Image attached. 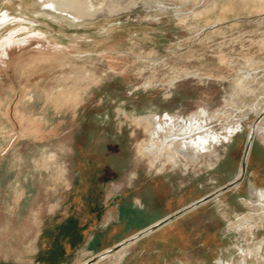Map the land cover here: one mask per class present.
<instances>
[{"label":"rangeland","instance_id":"rangeland-1","mask_svg":"<svg viewBox=\"0 0 264 264\" xmlns=\"http://www.w3.org/2000/svg\"><path fill=\"white\" fill-rule=\"evenodd\" d=\"M263 111L264 0H0V264H27L66 199L85 115L125 129L126 185L156 181L161 216L238 177ZM257 129L237 187L98 264H264Z\"/></svg>","mask_w":264,"mask_h":264},{"label":"crops","instance_id":"crops-1","mask_svg":"<svg viewBox=\"0 0 264 264\" xmlns=\"http://www.w3.org/2000/svg\"><path fill=\"white\" fill-rule=\"evenodd\" d=\"M133 134L136 135V131ZM74 138L78 151L74 155L71 188L61 207L43 219L36 248L27 264H83L90 255L102 254L92 264L107 259L113 261L121 252L126 253L129 245L105 257L109 251L128 241L138 231L153 227L184 209L172 215L166 212L159 216L156 204L160 193L156 181L141 180L138 183L139 177L132 185H126L135 160L132 144L123 127L110 121L101 123L97 117L92 119L85 115L75 130ZM140 146L141 142H138V155L146 157L141 154ZM205 156L212 158L208 164V168H212V160L217 158L216 149L209 155H199L194 162L169 165L188 171L191 164ZM149 164L158 172L167 166L152 165L150 159ZM111 179H117L123 185L121 191H109L107 183ZM168 223L157 229L161 230Z\"/></svg>","mask_w":264,"mask_h":264},{"label":"water","instance_id":"water-1","mask_svg":"<svg viewBox=\"0 0 264 264\" xmlns=\"http://www.w3.org/2000/svg\"><path fill=\"white\" fill-rule=\"evenodd\" d=\"M259 119V117H258ZM252 138V134L250 135V138ZM254 140L255 138L253 137L252 138V145L254 143ZM242 166L244 167V174L240 177H237L234 181H232L231 183H229L228 185L220 188V189H217L216 191H214L213 193H211L210 195H207L206 197L196 201L194 204H191L190 206L184 208L183 210L179 211L178 213H176L175 215L173 216H170L168 219H165L161 222H159L157 225L153 226V227H150L148 229H145L143 232H141L139 235H137L136 237L122 243L121 245H119L116 249L112 250V251H109V252H113L115 250H118L120 249L123 245H129L130 243L129 242H134L135 240H138L140 238H142L143 236L145 235H148L149 233L153 232L155 229L163 226L164 224H166L167 222L177 218V217H180L181 215H184L190 211H192L193 209L197 208L198 206L210 201L211 199L215 198V197H218L220 196L222 193L234 188V187H237L238 184L243 181V179L245 178V175H246V171H247V163H244V160H243V163H242ZM105 254V253H104ZM103 255V254H102ZM100 255V256H102ZM99 256V257H100ZM90 264V263H89Z\"/></svg>","mask_w":264,"mask_h":264},{"label":"bare ground","instance_id":"bare-ground-1","mask_svg":"<svg viewBox=\"0 0 264 264\" xmlns=\"http://www.w3.org/2000/svg\"><path fill=\"white\" fill-rule=\"evenodd\" d=\"M54 5H55V3H54ZM56 6H57V5H56ZM263 117H264V111H263L262 113H260V115H259V119L254 123V124H255L254 128H252L251 131H250V135L252 134V138H253V137L255 138V135H256V133H257V131H258L257 126L259 125V123L261 122V120L263 119ZM249 138H250V136H249ZM252 138L248 140L247 149H246V152H245V155H244V163H247L248 155H249L250 150H251V147H252ZM243 174H244V167L242 166V170H241V172H240L239 175L242 176ZM239 175H238V176H239ZM129 243H131V242H129ZM126 246H128V245H123L120 249L115 250V252H116V251H119V250H121V249H123V248H125ZM112 253H113V252H109V253H107V254L105 255V257L108 256V255H110V254H112Z\"/></svg>","mask_w":264,"mask_h":264}]
</instances>
